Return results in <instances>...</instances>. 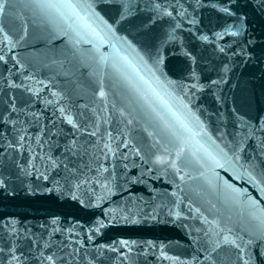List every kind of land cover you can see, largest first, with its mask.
<instances>
[{
    "label": "water",
    "instance_id": "1",
    "mask_svg": "<svg viewBox=\"0 0 264 264\" xmlns=\"http://www.w3.org/2000/svg\"><path fill=\"white\" fill-rule=\"evenodd\" d=\"M0 264H264V0H0Z\"/></svg>",
    "mask_w": 264,
    "mask_h": 264
}]
</instances>
